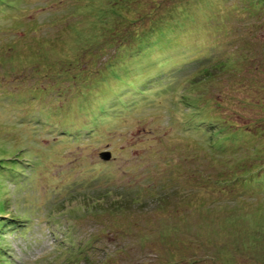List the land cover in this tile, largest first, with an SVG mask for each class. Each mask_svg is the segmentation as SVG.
<instances>
[{
    "label": "rangeland",
    "instance_id": "rangeland-1",
    "mask_svg": "<svg viewBox=\"0 0 264 264\" xmlns=\"http://www.w3.org/2000/svg\"><path fill=\"white\" fill-rule=\"evenodd\" d=\"M152 1L0 0V264H264V157L197 186L264 153V8ZM116 6L174 44L116 59ZM217 105L259 139L208 148Z\"/></svg>",
    "mask_w": 264,
    "mask_h": 264
},
{
    "label": "trees",
    "instance_id": "trees-1",
    "mask_svg": "<svg viewBox=\"0 0 264 264\" xmlns=\"http://www.w3.org/2000/svg\"><path fill=\"white\" fill-rule=\"evenodd\" d=\"M178 1V0H177ZM146 2H151L155 4L152 0H142L140 2L139 7H144ZM116 4V2L114 3ZM158 6H156L155 9H157ZM256 8H264V0H257V3L255 5ZM126 8V7H124ZM124 8H119L116 6V8L112 9V11L109 13L114 16L115 23L111 26V32L116 35V40L122 36L123 41L121 43H117L115 45V52H116V59L129 57L130 59H140L142 56H147L148 54H151L153 49L158 45H172L173 37H170V34L165 32V29L163 26H166L167 28L170 27V25L174 23H178L177 21L181 18H177L175 20H172L171 23L165 20H161L158 23H155L154 26L150 27L148 29L145 28V22L147 23V20H152V17H154L155 9L149 10L146 14H143L141 17L137 16V19L135 21H128L126 18V15H123ZM176 10V9H173ZM178 12H185L186 9H177ZM141 15V14H140ZM180 17V16H176ZM113 19V18H112ZM153 21V20H152ZM168 23V25H165ZM182 27V26H181ZM167 31V30H166ZM183 31V29L181 30ZM169 38V39H168ZM131 39L130 41H128ZM132 45L131 47H127V45ZM140 57V58H139ZM67 62V61H66ZM76 61L75 63H78ZM121 64V65H120ZM132 64V63H131ZM130 64V65H131ZM120 66H127L126 63L123 61L119 63V66L110 65L109 70L116 71V68ZM129 66V65H128ZM89 71V70H87ZM122 72H124V69H121ZM120 76V75H117ZM121 81H126V78H120ZM220 111H230V113H220ZM219 112L217 114H214L213 112L209 113L208 119L216 122V124L221 125L220 131H218L215 134V139L209 144L208 148L216 149L218 152H222L224 148H233L234 151L242 150L244 147H249L250 142H252V138L257 141L259 137H257L256 134H252V130H248L247 126H244L239 121H235L234 113L231 111L230 108H226L221 105H217L214 107V112ZM200 112V111H199ZM231 115V116H230ZM233 118V119H230ZM238 118H240L238 116ZM252 144V143H251ZM208 156H212L210 153ZM264 157V153L257 151V156H249L248 158L242 160L238 165H236L233 169H229L228 171H223L224 175L219 176L218 181H216L215 184H213L215 181L212 180L211 182H208L207 184H199L197 185L200 190L205 191L208 195H214V186H222L220 189V192L222 193L223 201L226 199H231L234 201L236 199L235 196L231 195V191L229 188H236L241 187L245 185H249L250 187L253 186L254 180H252L250 177L253 174L256 167L259 166L260 162L262 161ZM247 170V172H244ZM202 177V174L199 173ZM228 177V178H226ZM214 193V194H212ZM200 209H206V212H208L211 208H206L208 206H197ZM195 208L191 210L193 214H197L196 211H194Z\"/></svg>",
    "mask_w": 264,
    "mask_h": 264
},
{
    "label": "water",
    "instance_id": "water-1",
    "mask_svg": "<svg viewBox=\"0 0 264 264\" xmlns=\"http://www.w3.org/2000/svg\"><path fill=\"white\" fill-rule=\"evenodd\" d=\"M102 157L104 159L103 161H108L111 158V153L110 152L104 153L102 154Z\"/></svg>",
    "mask_w": 264,
    "mask_h": 264
}]
</instances>
